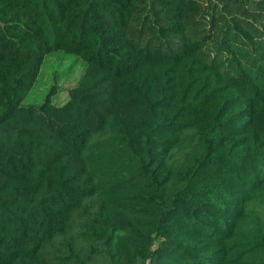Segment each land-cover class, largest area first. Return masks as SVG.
<instances>
[{
    "label": "trees",
    "instance_id": "trees-1",
    "mask_svg": "<svg viewBox=\"0 0 264 264\" xmlns=\"http://www.w3.org/2000/svg\"><path fill=\"white\" fill-rule=\"evenodd\" d=\"M0 264H264V0H0Z\"/></svg>",
    "mask_w": 264,
    "mask_h": 264
},
{
    "label": "rangeland",
    "instance_id": "rangeland-1",
    "mask_svg": "<svg viewBox=\"0 0 264 264\" xmlns=\"http://www.w3.org/2000/svg\"><path fill=\"white\" fill-rule=\"evenodd\" d=\"M84 70L85 63L75 55L62 51L46 55L22 106H38L46 99L56 106L63 105L68 99V90L76 85Z\"/></svg>",
    "mask_w": 264,
    "mask_h": 264
}]
</instances>
